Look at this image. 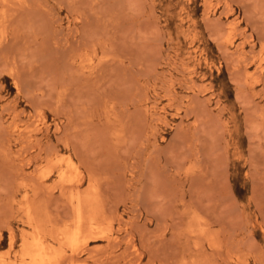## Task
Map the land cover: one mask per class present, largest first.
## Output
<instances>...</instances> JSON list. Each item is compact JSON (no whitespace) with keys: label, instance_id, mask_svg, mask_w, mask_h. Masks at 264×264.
Listing matches in <instances>:
<instances>
[{"label":"rangeland","instance_id":"obj_1","mask_svg":"<svg viewBox=\"0 0 264 264\" xmlns=\"http://www.w3.org/2000/svg\"><path fill=\"white\" fill-rule=\"evenodd\" d=\"M12 263L264 264V0H0Z\"/></svg>","mask_w":264,"mask_h":264},{"label":"bare ground","instance_id":"obj_2","mask_svg":"<svg viewBox=\"0 0 264 264\" xmlns=\"http://www.w3.org/2000/svg\"><path fill=\"white\" fill-rule=\"evenodd\" d=\"M17 190V189H16ZM75 194H77V191H76V193ZM78 195V194H77ZM80 195V194H79ZM70 196H71V193H70ZM71 197H74L73 195L71 196ZM76 197H78V196H76ZM70 199H72V200H74L73 198H70ZM75 200L77 201V206L75 207L76 208V214H77V218L75 219V220H77V228L75 229V230H73L72 232H74L73 234H71V236L70 237H68L67 238V241H68V244L70 245V247H71V249H72V251L74 252L75 250H74V246L76 245L75 244V242H76V240L78 239V241H79V238L81 237L80 235H81V233H83V232H86L83 228V231L81 232V229H80V227H82V226H80V224H81V206H80V199L79 198H75ZM91 200H93V199H91ZM94 201V200H93ZM95 202V201H94ZM74 208V207H73ZM28 210V209H27ZM26 210V211H27ZM73 211V210H72ZM34 212V211H33ZM73 213H75V211H73ZM33 214V213H32ZM27 215H28V213H27ZM37 215V214H36ZM35 215V216H36ZM38 216V215H37ZM36 216V217H37ZM28 217V216H27ZM31 217V216H30ZM73 217H74V215H73ZM29 218V217H28ZM36 219V218H35ZM38 219V218H37ZM28 220V219H27ZM31 220V219H30ZM84 219L82 218V221H83ZM85 221V220H84ZM28 223V222H27ZM30 223V222H29ZM33 223H34V221H33ZM73 224V223H72ZM30 227V226H29ZM75 228V227H74ZM40 229V228H39ZM58 229V228H57ZM68 229V228H67ZM9 230V229H8ZM36 230H37V228H36ZM61 230H64V229H61ZM38 231V230H37ZM52 231V230H51ZM54 231V230H53ZM93 231V230H92ZM10 232V230L8 231V233ZM21 232H23V231H21ZM65 232H66V230H65ZM38 233V232H37ZM49 233V232H48ZM56 232H54V234H55ZM69 234H70V232H69ZM93 234V233H92ZM96 235V234H95ZM94 234L92 235V237H94L95 236ZM38 236V235H37ZM49 236V235H48ZM67 236H69V235H67ZM80 236V237H79ZM23 237V236H22ZM36 237V236H35ZM60 237V236H59ZM87 237V236H86ZM36 238H38V237H36ZM63 238V237H62ZM82 238V237H81ZM80 238V239H81ZM90 238V237H89ZM95 238V237H94ZM12 239V238H11ZM11 239H9V240H11ZM55 239H57V237H55ZM60 239V238H59ZM83 239H86V238H83ZM35 240V239H34ZM41 240V239H40ZM63 240V239H62ZM62 240H61V242H62ZM24 242H23V246H22V250H23V253H24V255L25 256H27V257H30L31 259H37V260H43L44 258H48L47 256H48V253H50V252H48V251H50L49 249H45L44 248V246L42 245V243L39 241V240H35L31 245H28L27 243H26V241L25 240H23ZM42 241V240H41ZM77 243V242H76ZM64 244V243H63ZM10 245H11V242H10ZM51 248V247H50ZM71 249H70V252H71ZM55 253V252H54ZM44 260H46V259H44ZM43 260V261H44ZM36 262V261H35ZM71 262H73V261H71ZM8 263H10V262H8ZM13 264V263H12ZM70 264V263H69Z\"/></svg>","mask_w":264,"mask_h":264}]
</instances>
